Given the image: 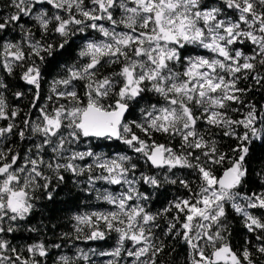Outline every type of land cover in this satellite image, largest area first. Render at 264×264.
Returning a JSON list of instances; mask_svg holds the SVG:
<instances>
[{
	"label": "snow or ice",
	"instance_id": "6c2138e0",
	"mask_svg": "<svg viewBox=\"0 0 264 264\" xmlns=\"http://www.w3.org/2000/svg\"><path fill=\"white\" fill-rule=\"evenodd\" d=\"M258 150L264 0H0V264H264Z\"/></svg>",
	"mask_w": 264,
	"mask_h": 264
},
{
	"label": "trees",
	"instance_id": "16d2710c",
	"mask_svg": "<svg viewBox=\"0 0 264 264\" xmlns=\"http://www.w3.org/2000/svg\"><path fill=\"white\" fill-rule=\"evenodd\" d=\"M25 103H26V101H25ZM258 152L260 155H264V150H258ZM170 195H171V193H166L164 196H161L159 198V200L154 201L153 210H160L164 206L166 199L169 198ZM65 198H66L65 194H61L59 199L61 201H63V200H65ZM73 210H75V209H73ZM81 210L84 211V210H89V209L81 208ZM56 215L63 216V215H65V213L56 212ZM232 228H233V243L238 246L239 243L242 241V237H243V228H242V225L238 219L233 222ZM81 246L82 247H88V245H84V244H82ZM103 259H106V258H100V260H103Z\"/></svg>",
	"mask_w": 264,
	"mask_h": 264
}]
</instances>
